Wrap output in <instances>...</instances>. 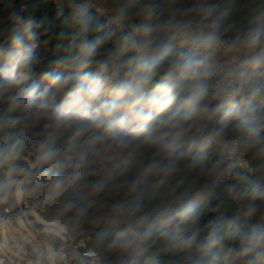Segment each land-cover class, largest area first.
Segmentation results:
<instances>
[{"label":"trees","instance_id":"16d2710c","mask_svg":"<svg viewBox=\"0 0 264 264\" xmlns=\"http://www.w3.org/2000/svg\"><path fill=\"white\" fill-rule=\"evenodd\" d=\"M94 1L114 13L126 3V0ZM219 2L231 10L221 29L222 44L231 48L235 56H243L244 53L236 50L234 44L264 12V0ZM194 3L196 0H175L174 3L172 0H136L128 10L127 18L133 24L143 22L144 9L149 5L163 11L162 18H166L173 9ZM76 11L74 6L59 12L53 0H0V79L3 70L16 64L22 54L21 47L14 40L17 37L26 40L31 32L36 37L38 62L28 78L14 84L9 92L14 95L35 85L37 101L55 93L46 114L36 124H32L34 106L23 111H9L11 95H0V120L7 117L21 120L15 129L0 131V142L9 130L22 132L27 137L28 144L17 161L26 172L32 171L38 142L50 134L58 137L56 146L62 150L55 164L45 166L46 174L39 181L24 183L23 200L45 219L61 224L68 238L86 239L87 245L100 253L101 264H124L131 258V250L125 252L119 247H109L125 227V220L117 217L114 209L135 195L131 192V184L140 180L144 192L141 214L149 216L146 226H151L153 234L145 243L138 264H264V242L245 256L237 254L242 235L253 225L264 226V68L250 72L240 93L225 102L214 116L197 119L192 124L174 157L175 171L171 174L146 173L147 164L163 153L156 144L137 147L129 128L124 133V138L130 141L126 147L100 140L87 149H80L87 153L79 169L83 172L82 177L60 198H45L52 176L69 174L72 165L78 161L77 156L65 151L67 132L47 126L53 123L57 107L65 102L74 86L69 83L64 89L57 90L52 78L70 71L61 61L66 62L74 55L75 46L85 38L76 23ZM87 14L90 17L87 39H95L103 32L112 33V39L98 48L94 57L95 61L109 59L116 52L120 37L130 29L122 23H114L96 8L88 7ZM100 26L103 32L98 31ZM170 47V56L159 69L156 80L180 50L178 41H173ZM95 70V63L85 69L88 72ZM256 88L261 89L260 95L249 99L251 91ZM151 91L150 85L146 95ZM106 99L107 94H102L99 102ZM204 103L215 106L220 101L209 98ZM249 128L254 131L249 133ZM221 139L238 142L239 152L248 161L250 169L237 162L228 165V151L214 142ZM3 175L4 170L0 169V178ZM10 200L11 217L15 219L19 205L15 199ZM65 201H71L74 206L64 210ZM250 206H255V213L249 214ZM189 207H196L200 213L195 222L185 218ZM213 233L215 243L206 247ZM189 239H192L190 244L187 243ZM57 264H61L60 260Z\"/></svg>","mask_w":264,"mask_h":264},{"label":"clouds","instance_id":"9594fccd","mask_svg":"<svg viewBox=\"0 0 264 264\" xmlns=\"http://www.w3.org/2000/svg\"><path fill=\"white\" fill-rule=\"evenodd\" d=\"M135 3L136 0H126L118 8L113 22L120 24L126 20L128 10ZM88 7V3L76 5V23L85 38L75 46L74 55L66 62L61 61L70 71L52 78L57 90L64 89L69 83L74 84L65 102L57 107L53 123L47 126L67 132L65 151L77 156L78 161L72 165L73 170L69 174L52 176L45 194V198L50 200L60 198L82 177L83 172L79 169L87 153L80 149H87L100 140L126 147L130 141L124 138V133L129 128L136 138L137 147L156 144L163 153L147 164L146 173L171 174L175 171L174 157L192 124L197 119L214 116L224 102L233 100L240 93L241 85L250 72L264 68V12L234 44L236 50L244 53L240 62L224 70L213 84V78L218 75L215 53L223 43L221 29L231 11L222 7L219 0L215 3L196 0L191 6L173 9L166 18H162L163 11L156 6H147L143 22L133 24L130 31L120 37L116 52L109 59L100 61H95L94 57L98 48L112 39V33L103 32L100 26L98 31L103 34L91 40L86 38L90 30ZM13 18L16 19L15 14ZM35 40V34L31 32L26 40L19 37L14 40L21 47L22 54L16 64L3 70L0 95L9 92L14 84L31 74L38 62ZM173 41H178L180 50L156 80L159 69L170 56ZM93 63L96 70L85 71ZM150 85L152 91L146 95ZM260 93V88L252 90L249 99L258 97ZM102 94H107L108 99L99 102ZM35 95V85L11 95L8 110L23 111L34 106L32 124L39 123L55 93L39 101ZM209 98L220 103L215 106L204 103ZM20 123V118L7 117L0 120V131L15 129ZM248 131L251 133L254 129L249 128ZM57 138L53 133L38 142L32 171L26 172L17 161L28 144L27 137L22 132L6 131L3 142H0V169L4 170L0 178V194L7 193L14 186L39 181L46 174L45 166L55 164L62 154L56 146ZM140 184V180L134 181L131 192L135 195L114 209L115 215L125 220V227L109 247H119L125 252L131 250V258L124 264H138L144 245L153 234L151 226H146L149 216L141 214L144 192ZM73 206L71 201L63 203L64 210ZM248 211L249 214L255 213V206H250ZM199 214L196 207H189L185 218L195 222ZM191 242L192 239L187 241ZM262 242L264 226L253 225L242 235L237 254L245 256ZM212 243H215V233L206 247Z\"/></svg>","mask_w":264,"mask_h":264},{"label":"rangeland","instance_id":"374dc122","mask_svg":"<svg viewBox=\"0 0 264 264\" xmlns=\"http://www.w3.org/2000/svg\"><path fill=\"white\" fill-rule=\"evenodd\" d=\"M84 3L102 11L110 20L114 21L116 13L109 11L103 5L94 0H82L81 4ZM122 24L131 29L133 22L127 18ZM221 56L228 59V64L235 65L233 64L234 52L232 54L227 46L219 48L215 53V63L219 74L224 71ZM4 95H11V92H6ZM235 162H229L228 165L232 166V163ZM28 164L31 165L30 160H28ZM237 164L244 166L240 161ZM23 185L24 183L14 186L7 193L0 194V204L3 202L8 204L10 199H15L19 205V213L15 219L10 215L6 225L0 226V264H57L59 257H57L56 246L50 238L43 236L53 233L65 240L67 238L66 231L61 224L45 219L38 211L23 208ZM40 226L42 229H39Z\"/></svg>","mask_w":264,"mask_h":264},{"label":"built area","instance_id":"2783aa9c","mask_svg":"<svg viewBox=\"0 0 264 264\" xmlns=\"http://www.w3.org/2000/svg\"><path fill=\"white\" fill-rule=\"evenodd\" d=\"M59 10V12L69 7H74L81 4L82 0H53ZM226 45L222 44L220 48H224ZM242 56H235L233 64H238ZM219 73L214 80L216 82L219 79ZM214 82V83H215ZM227 102V101H226ZM225 103V102H224ZM218 146L223 147L228 151L227 161H240L244 167L250 169L248 161L239 152L238 142L230 139H221L214 141ZM232 150V151H230ZM24 209L32 210V205L28 201L22 203ZM11 207L7 203L0 204V226L6 225L11 215ZM57 253L61 264H101L100 253L93 247L87 245V241L84 238L74 240L70 238L61 239V242L57 246Z\"/></svg>","mask_w":264,"mask_h":264},{"label":"water","instance_id":"95a60500","mask_svg":"<svg viewBox=\"0 0 264 264\" xmlns=\"http://www.w3.org/2000/svg\"><path fill=\"white\" fill-rule=\"evenodd\" d=\"M44 138H45V135L42 136V139H44ZM29 170H30V168H29ZM39 229H42V227L40 226ZM49 237H50V239L52 240V242L54 243V245H55L56 247H57V246L59 245V243L61 242V238L58 237L57 235L53 234V233H51V234L49 235Z\"/></svg>","mask_w":264,"mask_h":264},{"label":"crops","instance_id":"0c3cea01","mask_svg":"<svg viewBox=\"0 0 264 264\" xmlns=\"http://www.w3.org/2000/svg\"><path fill=\"white\" fill-rule=\"evenodd\" d=\"M228 49H230V52L233 54V50L231 49V48H229V47H227ZM220 50H222V49H220ZM219 53V52H218ZM230 55V54H229ZM235 56V55H234ZM222 57V56H221ZM231 57V56H230ZM232 57H233V55H232ZM223 58V57H222ZM222 60V59H221ZM227 58H223V61H221L222 62V66H223V68H224V70H226L228 67H230L229 65H231L230 63L228 64V62H227ZM231 60V59H230ZM229 60V61H230ZM224 63V64H223ZM232 66V65H231ZM223 70V69H222Z\"/></svg>","mask_w":264,"mask_h":264}]
</instances>
